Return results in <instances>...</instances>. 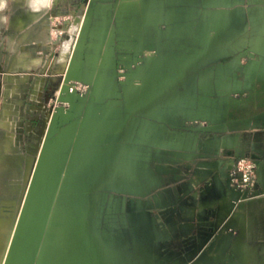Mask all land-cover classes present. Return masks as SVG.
<instances>
[{
  "label": "rangeland",
  "instance_id": "374dc122",
  "mask_svg": "<svg viewBox=\"0 0 264 264\" xmlns=\"http://www.w3.org/2000/svg\"><path fill=\"white\" fill-rule=\"evenodd\" d=\"M50 1L23 0L15 12L18 16L27 18L26 23L30 24L43 12L49 13L45 5ZM122 1L118 0V7L120 3L121 9ZM33 2L37 7L44 6L45 8L32 14L30 10L34 9ZM123 8L125 9L123 12H129V15L134 16L139 12L138 9L133 11V5H123ZM12 9L11 11H14V8ZM9 11L10 9H7L6 12ZM209 22L210 18L200 28L206 30ZM44 23L47 24L48 21ZM0 28L3 29V27ZM156 28L160 36H163L160 31L163 33L190 30L195 29V26L188 22H161L156 25ZM12 29L8 32L3 30L0 35V264H73L74 262V264H80L82 260L81 264H97V261L102 263L99 262L100 258H104L105 255V258L111 257L110 263L112 264H132L133 262L135 264H246L240 261L234 253H232V258H228L223 248L229 249V246L219 249L214 242L205 245L200 253L201 259L198 261H168L161 258L165 246H154V239L164 237L165 227L170 224L171 219L180 221L179 206L183 205L184 201L177 202L179 200L177 195L191 185L196 175L195 169H184L187 177L181 179L179 175L181 168L173 164V171L178 172L175 177L174 173L171 174L170 178V174L165 170L169 166L164 163V158L168 155L163 148H149L148 134H137L136 132L126 138L127 134L119 130L127 123L132 112L146 116L134 118L129 126L131 128L136 126L142 131H147L149 121L154 119L147 117L145 112L151 110L153 114L159 115L160 112L163 115V107L167 103L166 108L177 109V103L169 104L173 102H166L163 96L165 93L167 96V92L173 88L171 76L175 74L179 77L185 76V70L177 67L176 62L180 61V57L186 56L187 61H194L192 53L179 56L180 53H186V46L194 48L192 46L194 44L190 41L193 38L181 34L170 38L169 42L174 43L181 39L184 43L171 47L175 51L181 47V52H174L178 56L168 57L169 49L164 44L168 40L156 36L155 50L147 51L142 55L140 68L137 71L143 72V75L136 78V83H139L128 86L126 91L125 89L123 91L119 84V93L122 96L121 108L125 113L128 109L131 111L123 122H114L92 115L90 111H95L99 107L106 108L107 102L100 103L99 101L93 105L90 104L88 100L94 95L95 86L90 87L93 89L88 94L89 87L83 86L76 80L68 83V86L74 88L80 97L62 94L61 92L65 90V87H62L63 83L58 90L57 98H51L52 101L43 104L39 85L34 83L36 77L27 84L23 82V79H25L27 69L37 68L36 74H41L44 62L38 61V56L46 54L47 59L52 52L53 57L60 54L64 38L61 37L60 42L56 37L52 39L48 34L49 27H46L43 32L45 38L41 39L42 46L31 48L32 50L27 53L17 48L18 40L21 38L20 31L14 30L13 27ZM50 45L54 47L53 50L50 49ZM29 54H31L30 57H28ZM152 59L156 60L150 66L149 60ZM254 59L253 56L251 60ZM161 60L164 64L170 63L172 67L169 65V67H163ZM174 61L175 67L172 63ZM251 72L253 78L257 77L256 68ZM126 81H132L131 77ZM260 82L253 85V89L247 95L214 96L215 101H210L208 107L207 104L205 106L213 113L218 112L222 116L210 118L212 124L207 123L209 118L206 119V117L199 118L198 121L196 117L190 115L172 118L179 129L178 131L173 129L177 132L174 131L170 135L172 140L178 141L181 137L186 138L193 146L192 149H188L189 155L203 156V159L200 158L198 162H202L204 168L203 171H198V181L203 180L199 188L211 189L213 196L218 190L225 189L226 183L225 166L228 162L221 166V170L224 169V175H226L220 187L217 183L218 163L233 159L229 158L225 150L220 153L222 149H219L215 143L219 140H228L236 134L234 131H217L215 123L221 121L229 124L248 113L263 110L264 82L262 84ZM80 85L83 88H79ZM222 87L220 85V88ZM30 93H32L33 100L27 102ZM61 96L65 99L60 100ZM65 109L73 112L74 119H68L65 124L60 121L63 124L62 128L56 126L47 131L46 125L51 124L54 115L57 116L58 112H64ZM111 111L106 114L107 118L114 120L120 117ZM195 112L196 109L189 106L188 113ZM137 121L141 125L134 124ZM67 131L71 132L66 134ZM162 137V128H159L156 132V140ZM124 141L128 142V147L123 145ZM137 142L141 144V147L132 148ZM197 142L198 149H195ZM65 143L67 146L64 145ZM246 149L254 153L258 151L260 155L261 148L258 144L247 142ZM135 153H138L139 157L136 159L137 163H133L136 161L135 158L132 160ZM84 154L96 158L92 160L94 165L85 166L88 156L86 158ZM241 155H238L234 161L242 159ZM119 158L127 165L120 162ZM98 162L102 172L112 170L111 178L108 174V178L111 181L114 180L112 185L105 178L98 181L100 175L95 167ZM120 165L133 172L136 178H124L123 174L115 172V168L117 169ZM233 189L242 192L236 187ZM249 193L248 200L255 197L253 193ZM191 205L192 203H188L189 207ZM241 206V201L236 202L232 215L228 217L220 216V205L210 209L208 213L200 214L201 232L205 240L208 241L211 238L212 232L225 234L228 237L229 234L232 236L238 234L234 227V218L241 211ZM219 217H221L220 221ZM83 225L87 228V230H84L85 227L83 229L87 232V236L90 234L87 238L86 233L83 230L81 232ZM91 235L92 238H96V241L94 239L91 241ZM97 242H100V245ZM156 249L161 253L160 256L157 255ZM175 249H179V245ZM224 251L226 253L224 259L218 260L211 255ZM77 256L78 260L75 259ZM222 257L223 255L216 256V258Z\"/></svg>",
  "mask_w": 264,
  "mask_h": 264
},
{
  "label": "crops",
  "instance_id": "0c3cea01",
  "mask_svg": "<svg viewBox=\"0 0 264 264\" xmlns=\"http://www.w3.org/2000/svg\"><path fill=\"white\" fill-rule=\"evenodd\" d=\"M22 3L23 0H0V27H3V29L0 28V35L3 30L7 32L13 30L12 27L15 28L14 30H19L21 38L18 40L17 48L27 53L32 50L31 48L42 46L41 39L45 38L43 32L46 27H49L48 34L52 39L56 37L60 42L61 37L64 38L61 53L53 57L52 52L47 59L46 54L38 56L37 60L44 62L41 74H36L37 68L27 69L23 82L27 84L32 78H37L34 83L39 85L43 104L52 101L51 98H57L58 90L67 78L90 82L92 86H95L93 87L94 95L88 100L90 104L93 105L99 101L100 103L107 102L106 108L99 107L90 112L103 120L123 122L130 113L131 110L128 109L125 113L121 108L120 85L123 91L124 89L126 91L128 86L139 83H136V78L143 75V72L137 71L140 68L142 55L147 51L155 50L156 36L168 40L164 42L165 47L169 49L168 57L178 56L176 53L181 52V47L176 49L178 51L172 50L171 47L184 43L181 39L174 43L169 42L170 38L180 34L193 38L190 41L194 44L192 45L194 48L186 46V53H180L179 56L192 53L194 61H187L186 56L180 57L176 65L185 70V76L179 77L178 74L171 76L173 88H170L167 96L166 93L163 96L166 102H173L169 104L177 103V109L166 108L167 103L163 107V115L159 112L162 119L159 115L151 113V110L145 112L147 117L154 119L149 121L147 131H142L136 126L135 128L129 126L134 118L146 116L132 112L125 123L126 126L124 124L119 129L123 134H127L126 138L136 132L137 134H148L149 148H163L168 155L165 156L164 163L169 166L165 170L170 174V178L171 174L174 173L175 177L178 172L173 171V164L181 168L179 169L181 179L187 177L184 169H195L196 175L191 185L177 195L179 196L177 202L184 201L183 205L179 206L180 221L171 219L170 224L165 227L164 237L154 239V246H165L163 255L156 249L157 255H161L163 260L188 262L200 260V253L205 245L214 242L219 249L229 246V249L223 248L228 258H232V253H234L240 261L246 264H264V108L256 113H248L249 115L246 114L229 124L221 121L215 123L217 131L236 132L228 140H219L215 143L219 149H222L220 153L225 150L229 158H233L218 163L216 171L219 187L222 186V179L227 174L224 175L225 170H221L223 163L228 162L229 164L241 154L242 158H249L251 155L259 156L257 185L253 193L255 197L247 200L242 210L235 215L234 227L238 233L235 236L229 234L228 237L225 234L212 232L211 238L208 241L205 240L201 232L200 214L208 213L210 209L220 205L225 190H218L213 196L211 189L199 188L203 180L198 181V171L201 172L204 168L203 163L198 162L200 158L203 159V156L189 155L188 149H192L193 146L186 138L183 139L180 135L181 138L178 141H173L170 136L175 130H179L172 120L173 117L190 115L196 117L197 121L199 118L206 117V119L209 118L207 123L212 124L210 118L222 116L207 108L210 101H215L214 96L247 95L253 89V85L260 81L261 84L264 82V0H123L121 5L123 10L120 8V3L118 7V0H51L45 5L49 13L43 12L30 24L26 23L27 18L18 16L15 12ZM123 5H133V11L138 9V14L133 16V14L129 15V12H123L125 10ZM33 7L34 9L30 10L32 14L45 8L44 6L37 7L34 2ZM12 8L14 11H11ZM7 9L10 11L6 12ZM208 18H210L208 27L206 30L201 29L200 26H203ZM46 20L47 24L44 23ZM139 21L142 22L139 24ZM161 22H188L195 26V29L163 33L160 31L163 35L160 36L156 25ZM49 47L51 50L54 48L51 45ZM252 55L254 60H251ZM155 60H149L150 66ZM161 62L163 67L171 66L170 63L164 64L162 60ZM248 62L250 63L247 64ZM172 63L175 67V61ZM254 68L258 71L255 78L252 77L251 72ZM129 77L132 81H126ZM220 85L223 87L220 88ZM126 99L128 101L127 94ZM32 100L33 96L30 93L27 102ZM189 106L194 107L196 112L189 114ZM111 110L120 117L114 120L107 118L106 114ZM54 116L51 124L46 125L47 131L56 126L62 128L68 119L75 117L71 110L66 109ZM134 124L141 125L138 121ZM159 128H162L163 137L156 140V132ZM247 142L258 144L261 148L260 155L258 151L254 153L247 150ZM197 144L198 142L195 144V149H198ZM123 145L129 146L126 141ZM140 147L141 144L137 142L132 148ZM137 155L138 153L133 154L132 160L139 158ZM134 162L137 163L138 160ZM121 167L124 166L120 165L117 168ZM131 173L133 177L130 179H135V174ZM237 196L236 192L229 191V197L222 202L224 215L230 214L233 207L232 203L227 202L229 200L234 202ZM188 203L192 205L189 207ZM220 219L221 217L219 221ZM177 245L179 249H175ZM190 246L191 249H189ZM225 251L211 255L218 260L224 259ZM222 255V258H216Z\"/></svg>",
  "mask_w": 264,
  "mask_h": 264
},
{
  "label": "water",
  "instance_id": "95a60500",
  "mask_svg": "<svg viewBox=\"0 0 264 264\" xmlns=\"http://www.w3.org/2000/svg\"><path fill=\"white\" fill-rule=\"evenodd\" d=\"M78 22H79V20H77ZM253 56V55H252ZM71 81H73V79L72 78H67L66 80H65V82H64V85L62 86V87H65L64 89L65 90H63L61 93L62 94H67V95H69V96H76V98H78V97H80V95L78 94V92L75 90V91H73V92H71V91H68V89L70 88V86H68V83H70ZM79 83L80 84H82L83 86H86V87H89V90L87 91V93L89 94V93H91L92 92V89L90 88L91 86H92V84L90 83V82H85V81H79ZM93 87V86H92ZM61 94V95H62ZM62 99H65L64 97H62L61 96V98H60V100H62ZM67 99V98H66ZM250 158L252 159V160H254L255 161V163H256V165L259 163V156H257V155H251L250 156ZM235 162L236 161H233V162H230L229 164H227L226 166H225V170H227V175H226V183H225V194H224V196H223V198L220 200V207H221V213H220V216L221 217H228V216H231L232 215V212H233V210H234V207H235V203L236 202H240L241 201V203H242V206L240 207L241 208V210H242V208H243V206L245 205V203H246V201L248 200V198H249V195H250V193L249 192H251V194L252 193H254V191H245V192H240V191H236L235 189H233V186H232V182H231V177H230V173H231V171L233 170V168H234V164H235ZM230 190H232V191H236L237 193H238V196H237V198L235 199V201L234 202H232V201H228L227 203H232V205H233V207H232V210H231V212H230V214H228V215H224V213L225 212H223L222 210H223V208H222V202H223V200L225 199V198H228L229 197V191ZM213 205V204H212ZM234 217V216H233Z\"/></svg>",
  "mask_w": 264,
  "mask_h": 264
},
{
  "label": "built area",
  "instance_id": "2783aa9c",
  "mask_svg": "<svg viewBox=\"0 0 264 264\" xmlns=\"http://www.w3.org/2000/svg\"><path fill=\"white\" fill-rule=\"evenodd\" d=\"M83 88V86H79ZM71 92L74 88H70ZM232 186L242 192L254 191L257 185V165L251 158H242L235 162L234 168L230 173Z\"/></svg>",
  "mask_w": 264,
  "mask_h": 264
},
{
  "label": "bare ground",
  "instance_id": "6f19581e",
  "mask_svg": "<svg viewBox=\"0 0 264 264\" xmlns=\"http://www.w3.org/2000/svg\"><path fill=\"white\" fill-rule=\"evenodd\" d=\"M70 91H71V90H70ZM70 132H71V131H67L66 134H68V133H70ZM62 136H63V134H62ZM91 138H92V137H91ZM58 140H60V139H58ZM82 140H83V139H82ZM55 141H56V140H55ZM66 141H69V140H66ZM66 141H65V142H66ZM60 142H61V141H60ZM54 143H55V142H54ZM63 143H64V141H63ZM66 143H67V142H66ZM66 143H65L64 145L67 146V144H68L69 142H68L67 144H66ZM87 144H88V143H87ZM89 145H90V144H89ZM87 146H88V145H87ZM54 147H55V146H54ZM93 154H94V153H92V155H93ZM84 156H86V155L84 154ZM87 156H88V155H87ZM87 156H86V158H87ZM95 156H96V155H95ZM86 158H85V159H86ZM90 158H91V155L88 156V160L85 162V164H86L85 166H86V167H91V165H94L93 162H92V160H93V159L95 160L96 158H95V157H92L91 159H90ZM90 162H91V163H90ZM99 162H100V161H99ZM99 162H98V164H97V163L95 164V167L97 168V173L99 172L98 174L100 175V178L98 179V181H102L103 178H105V179H107L106 181L112 185V182H113L114 180L111 181V180L108 178V174H110V175H109V177H110L111 174H112V173H111L112 170H111V171L109 170L108 172H107V171L102 172V171H101V168L99 167V166H100V165H99ZM49 164H50V162H49ZM101 165H102V164H101ZM53 169L55 170L54 167H53ZM89 169H90V168H89ZM91 169H92V168H91ZM95 170H96V169H95ZM102 170H104V169H102ZM55 171H56V170H55ZM55 171H54V173H55ZM115 172H119V173L123 174V175H124V178L127 177L128 179H130V178L133 177V174L131 173V171L127 170V169L124 168V167L117 168V169L115 168ZM102 173H103V174H102ZM110 178H111V177H110ZM96 179H97V178H96ZM115 179H116V178H115ZM100 183H101V182H100ZM101 185H102V184H101ZM231 191H232V190H231ZM233 192H234V191H233ZM236 193H237V192H236ZM237 194H238V193H237ZM84 222H86V221H84ZM84 222H83V224H84ZM80 223H82V222H80ZM80 225H81V224H80ZM68 226H69V224H68ZM68 226H67V228H68ZM79 227H82V226H79ZM79 227H78V228H79ZM84 227L86 228V226L83 225V227H82V229H81V232H82V230L84 229ZM70 229H71V228H70ZM84 230H87V228L84 229ZM84 230H83V231H84ZM70 232H71V231H70ZM78 232H79V231H78ZM84 232L86 233V234H85V235H86V238L89 237L90 234L87 236V232H86V231H84ZM66 234H68V233H66ZM73 235H74V233H73ZM65 236H66V235H65ZM67 237H68V236H67ZM70 238H71V237H70ZM91 238H92V235H91ZM73 239H74V238H73ZM93 239H94V238H92L91 241H93ZM95 239H96V238H95ZM95 239H94V240H95ZM67 240H70V239H67ZM83 240H84V239H83ZM88 240H89V242H90V238H88ZM70 241H71V240H70ZM95 241H96V240H95ZM76 242H77V241H76ZM85 242H86V241H85ZM68 243H69V241H68ZM90 243H92V242H90ZM94 243H96V242H94ZM53 244H54V243H53ZM97 244L100 245V242H99V243L97 242ZM71 245H72V244H71ZM95 245H96V244H95ZM96 246H97V245H96ZM71 247H72V246H71ZM77 247H79V246L77 245ZM80 247H81V246H80ZM94 247H95V246H94ZM98 247H99V246H98ZM98 247H95V248H98ZM74 249H75V248H74ZM78 250H79V249H78ZM78 250H77V251H78ZM81 250H82V249H81ZM70 251H71V249H70ZM74 251H75V250H74ZM107 251H109V250L107 249ZM54 252H55V251H53V253H54ZM68 252H69V251H68ZM71 252H72V251H71ZM71 252H69V254H70ZM78 252H79V251H78ZM114 252H115V250H114ZM55 253H56V252H55ZM105 253H107V252H105ZM109 253H111V252H109ZM66 254H67V253H66ZM66 254H65V255H66ZM80 254H81V253H80ZM100 254H101V253H100ZM107 254H108V253H107ZM71 255H73V254L71 253ZM75 255H76V254H75ZM104 255H105V254H104ZM104 255H103V256H104ZM108 255H109V254H108ZM78 256H79V255H78ZM78 256L75 258L76 260H78V259H77ZM82 256H83V255H82ZM94 256H95V254H94ZM105 256H106V255H105ZM105 256H104V258H105ZM109 256H110V255H109ZM109 256H107V257H109ZM68 257H69V256H68ZM96 257H97V256H96ZM99 257H101V256H99ZM71 258H72V257H71ZM88 258H89V257H88ZM88 258H87V259H88ZM101 258H102V259H101ZM101 258H100V261H99V262H102V263H98V261H97V264H105V263H106V264H112V263H110V258H111V257H109V258H105V259H104L103 257H101ZM73 259H74V258H73ZM75 259H74V260H75ZM79 259H80V258H79ZM103 259H104V260H103ZM148 259H149V258H148ZM81 260H82V259H81ZM94 260H95V259H94ZM98 260H99V259H98ZM142 260H143V257H142ZM82 261H83V260H82ZM82 261H81V262H82ZM112 261H113V259L111 260V262H112ZM114 261H115V260H114ZM130 261H131V260H130ZM151 261H152V260H151ZM77 262H78V261H77ZM81 262H80V264H81ZM84 262H85V261H84ZM86 262H87V260H86ZM94 262H95V261H94ZM103 262H104V263H103ZM74 263H75V262H74ZM74 263H73V264H74ZM117 263H118V262H117ZM131 263H132V261H131ZM133 263H134V262H133ZM133 263H132V264H133ZM90 264H91V263H90ZM93 264H95V263H93ZM134 264H135V263H134Z\"/></svg>",
  "mask_w": 264,
  "mask_h": 264
}]
</instances>
